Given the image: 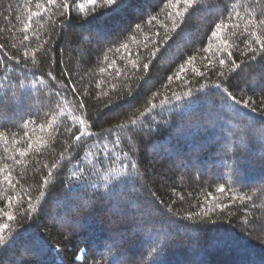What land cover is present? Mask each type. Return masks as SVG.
Here are the masks:
<instances>
[{"label":"trees","instance_id":"1","mask_svg":"<svg viewBox=\"0 0 264 264\" xmlns=\"http://www.w3.org/2000/svg\"><path fill=\"white\" fill-rule=\"evenodd\" d=\"M249 2L174 20L183 0H0V264H262L264 53L248 47L264 28L211 35ZM33 73L45 84L20 103ZM223 89L256 111L237 116ZM76 117L98 135L69 158Z\"/></svg>","mask_w":264,"mask_h":264},{"label":"snow or ice","instance_id":"2","mask_svg":"<svg viewBox=\"0 0 264 264\" xmlns=\"http://www.w3.org/2000/svg\"><path fill=\"white\" fill-rule=\"evenodd\" d=\"M48 4L51 5H56L57 0H47ZM96 0H89V3L95 4ZM122 2V0H121ZM235 2V0H233V3ZM171 3V0H170ZM180 0H176V4H179ZM184 3V8H183V12H177L176 16L173 17L174 20H176L177 17H183L184 13H187L189 10V7H192L194 5L197 4V0H183ZM104 4L105 5H116L117 7H120L121 4H118V0H104ZM68 0H62V3L60 4L61 8L64 7H68ZM176 5L173 4V7H175ZM41 5H37V8H41ZM250 9V10H249ZM63 15V13H61ZM34 15L39 16L40 13H34ZM236 19V23L232 24V25H227L225 24V20H231V19ZM32 17H29V20H31ZM243 23L244 24V31H248L249 28L251 29H257V28H264V0H250L249 4H248V8L245 9V15L243 17H241L240 12L237 11L234 7L231 9H226V15L224 17H222L219 22L215 23L214 25V31L211 32V35L213 37H217L218 34L220 33L222 28L225 27H230V28H239L240 24ZM179 24L178 23H174L173 27L176 28L178 27ZM27 29L28 26H25V32L27 33ZM233 35H235V32H233ZM250 35L255 36V31L251 32ZM29 37L27 34L24 35V41H28ZM255 44L258 45L257 47H253L252 46V42H249V47H248V51L253 53V56L251 57V59H256L257 56L261 55V53H264V41L260 40L259 37H256L255 40ZM218 51H222L225 52L227 54V57L230 59L232 57V52L229 50V48L227 47H223L221 49H218ZM23 57L25 59L28 58V51L25 49L22 53ZM14 59V58H13ZM220 65H225V59H220L219 60ZM17 64H19V61H17ZM26 66V65H25ZM239 68V65L235 63V61H232V69L235 70ZM26 75V74H25ZM48 77L51 78L53 81L55 80V77L52 76V73L49 72ZM219 75L221 77L225 76L224 72H220ZM33 79L29 82L30 83V87H26L23 84H20L18 81V85H17V91L13 92V98L17 101H19L20 103H23L24 98L28 97V96H32L36 93H39L40 86L45 84V80L43 79V77H37L35 73H33ZM225 81L227 82V77H225ZM217 89L221 88L220 84H217L215 86ZM72 90L75 91V85H72ZM53 95H55L57 98H59L60 93L56 92ZM221 95L223 96V100L224 103L228 106V108L232 109L235 114L237 116L243 115L244 117L249 116L251 113H254L256 111L255 108H251L250 105L252 104V100H245L243 97L241 98H237L236 96H234L232 94L231 91H228L227 89H223ZM179 99V98H178ZM84 105L81 102L79 104V108L83 109ZM153 107H155V105H153ZM57 111H59V109L57 108ZM137 123L136 120H132L130 122L131 125H135ZM78 126V127H77ZM73 127L76 128V132L73 135L72 133V129H68L67 132L69 135L73 136V143L68 144L67 148L65 149V151H67L68 149H71L72 152L69 153V158H71L73 153H76L79 149H81L82 146H86L88 143V138L90 137H94L97 136V133H94L93 131L89 130V121L81 118V117H76L75 120L73 121ZM128 126L126 125H118L119 129H124ZM110 132L112 130H109ZM83 138V139H82ZM80 142V143H77ZM29 149H31L32 145L29 144L28 145ZM100 155H103V148L101 147L99 150ZM21 155H23V153H21ZM63 153H61V159H63ZM16 163H20V161H16ZM122 167L125 168V172L121 173V176L126 177L127 179L124 180V183L126 185L128 184H132L135 182V169L137 167L135 162H131L130 165H123ZM128 167H131V169H133L132 172H128L126 169ZM49 176L52 175L51 172L48 173ZM121 177H113V180H120ZM45 183H47V180L44 181ZM9 183H11V181H9ZM117 185H113V187L115 188ZM218 191L223 192L224 191V185L221 184ZM41 196L44 195L43 192L40 193ZM31 207V206H30ZM33 211H35V209H32ZM5 215H7V213H5ZM205 215H207V213H205ZM9 219H11V216H9ZM5 227H7L5 225ZM3 242V238H0V243Z\"/></svg>","mask_w":264,"mask_h":264},{"label":"rangeland","instance_id":"3","mask_svg":"<svg viewBox=\"0 0 264 264\" xmlns=\"http://www.w3.org/2000/svg\"><path fill=\"white\" fill-rule=\"evenodd\" d=\"M239 117H242L241 115L239 116ZM264 151V150H263ZM168 157V156H167ZM169 158H171V157H169ZM243 183H246L245 181H243ZM168 224V223H167ZM169 225V224H168ZM169 227V226H168ZM166 229H168V228H166ZM143 241H144V239H143ZM245 253H250L249 251H245ZM250 256L253 258V256L250 254ZM260 262H262V264H264V259H258ZM244 264H248V263H244Z\"/></svg>","mask_w":264,"mask_h":264}]
</instances>
